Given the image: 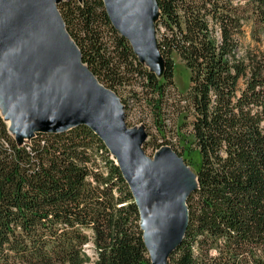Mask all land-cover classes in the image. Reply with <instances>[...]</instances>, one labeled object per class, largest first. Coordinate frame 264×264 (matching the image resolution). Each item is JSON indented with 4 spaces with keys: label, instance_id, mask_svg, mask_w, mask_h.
Wrapping results in <instances>:
<instances>
[{
    "label": "trees",
    "instance_id": "16d2710c",
    "mask_svg": "<svg viewBox=\"0 0 264 264\" xmlns=\"http://www.w3.org/2000/svg\"><path fill=\"white\" fill-rule=\"evenodd\" d=\"M161 77L113 26L104 0L58 5L82 63L105 89L138 88L154 133L195 169L187 233L169 264H264V52L239 57L264 0H156ZM176 59L190 75L175 84ZM0 264H152L132 190L87 126L20 146L0 111Z\"/></svg>",
    "mask_w": 264,
    "mask_h": 264
},
{
    "label": "water",
    "instance_id": "95a60500",
    "mask_svg": "<svg viewBox=\"0 0 264 264\" xmlns=\"http://www.w3.org/2000/svg\"><path fill=\"white\" fill-rule=\"evenodd\" d=\"M65 1L71 0H0L4 114L20 146L39 134H58L80 126L92 129L116 159L132 190L152 264H169L187 233V201L199 188L198 178L168 147L158 151L154 161L145 156V131L127 126L118 97L99 84L83 65L74 42L71 46L63 33L68 35L58 5ZM104 3L113 26L131 43L139 60L155 67L162 64L163 74L156 0ZM24 136L28 140L22 143L19 139Z\"/></svg>",
    "mask_w": 264,
    "mask_h": 264
},
{
    "label": "rangeland",
    "instance_id": "374dc122",
    "mask_svg": "<svg viewBox=\"0 0 264 264\" xmlns=\"http://www.w3.org/2000/svg\"><path fill=\"white\" fill-rule=\"evenodd\" d=\"M249 51L254 52V53L264 52V38L261 40V42H255L252 39L250 27L245 30V38L241 42L238 55L241 58H246L247 53ZM176 64H177V68H176V75H175V84H176L177 90L180 93L185 95L189 92V89H190V80H189L190 75L179 59H176ZM144 65L150 71H154L158 77L162 76V64H160L159 67L158 66L155 67L148 63H145ZM134 91L139 93L140 90L138 88H134V89L128 88L124 91H121L120 99L118 98L120 100L121 107L124 110V113L126 116V124L132 130L143 131L145 127H147L150 133H154L153 127L150 123L151 122L150 118L146 114L147 110L145 109V107L141 106L140 103H137L135 98L132 96ZM0 111H1L3 118H5L6 120V117L2 113L1 108H0ZM7 125L10 129L11 127L8 124V122H7ZM30 142L31 141L29 140L27 143H30ZM144 154L150 161H154L155 156L157 155V152L149 148L148 150L144 151ZM186 166H187L188 171L192 175L195 176L196 175L195 169L193 167H189L187 164Z\"/></svg>",
    "mask_w": 264,
    "mask_h": 264
},
{
    "label": "bare ground",
    "instance_id": "6f19581e",
    "mask_svg": "<svg viewBox=\"0 0 264 264\" xmlns=\"http://www.w3.org/2000/svg\"><path fill=\"white\" fill-rule=\"evenodd\" d=\"M63 33L66 35L69 44H70L71 46H74V44L72 43L71 39H70L69 36L66 34V32H64V30H63ZM0 108H1V110H2V113L4 114V109H3V106H2V104H1V102H0ZM4 115H5V114H4ZM5 117H6V116H5ZM4 119H5V118H4ZM6 120H7L8 124H9L10 127H11V124H10L9 120H8L7 118H6ZM9 130H10L11 135H13V137L17 138V135H16V133L12 130V128H10ZM19 140H20V142L25 143V142H27V140H28V136L21 137Z\"/></svg>",
    "mask_w": 264,
    "mask_h": 264
}]
</instances>
